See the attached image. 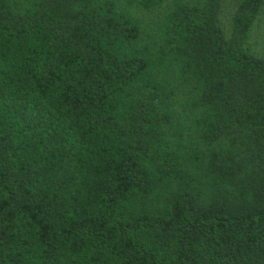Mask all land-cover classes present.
I'll return each instance as SVG.
<instances>
[{"label": "trees", "instance_id": "trees-1", "mask_svg": "<svg viewBox=\"0 0 264 264\" xmlns=\"http://www.w3.org/2000/svg\"><path fill=\"white\" fill-rule=\"evenodd\" d=\"M264 0H0V264H264Z\"/></svg>", "mask_w": 264, "mask_h": 264}, {"label": "rangeland", "instance_id": "rangeland-1", "mask_svg": "<svg viewBox=\"0 0 264 264\" xmlns=\"http://www.w3.org/2000/svg\"><path fill=\"white\" fill-rule=\"evenodd\" d=\"M220 21L227 26L229 15L236 0H221ZM249 44L253 51L264 53V2L255 19L252 22Z\"/></svg>", "mask_w": 264, "mask_h": 264}]
</instances>
